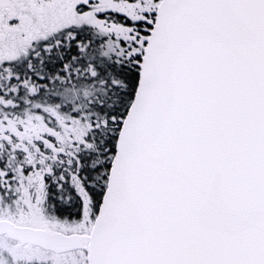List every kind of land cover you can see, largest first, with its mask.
Instances as JSON below:
<instances>
[{
    "label": "snow or ice",
    "instance_id": "snow-or-ice-1",
    "mask_svg": "<svg viewBox=\"0 0 264 264\" xmlns=\"http://www.w3.org/2000/svg\"><path fill=\"white\" fill-rule=\"evenodd\" d=\"M0 264H264V0H0Z\"/></svg>",
    "mask_w": 264,
    "mask_h": 264
}]
</instances>
